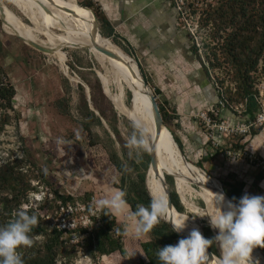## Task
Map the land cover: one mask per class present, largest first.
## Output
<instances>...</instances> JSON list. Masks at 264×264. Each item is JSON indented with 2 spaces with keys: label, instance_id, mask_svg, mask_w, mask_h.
<instances>
[{
  "label": "rangeland",
  "instance_id": "374dc122",
  "mask_svg": "<svg viewBox=\"0 0 264 264\" xmlns=\"http://www.w3.org/2000/svg\"><path fill=\"white\" fill-rule=\"evenodd\" d=\"M84 1L85 0H72L74 9L84 22L88 24V21H90L93 24V15L91 11L81 4ZM177 1L179 2V0ZM27 2L28 1L14 2L13 0H0V5L6 15L7 23H5L7 25L16 23L29 29H35L39 33H55L64 30L59 20L49 14V12L32 2ZM181 2L184 13L178 17L180 24L187 33L189 44L196 48L197 53L195 55H197V58L200 60V64L207 78L211 81L214 88H216L214 83L223 90L228 85L232 88L233 84H230L231 71L229 66L226 63L220 68L212 67L211 65L212 60L209 54L211 50H214L216 47L217 41L213 40L210 34L211 25H203L202 21L204 9L208 6L205 4H209V1L181 0ZM213 2V4H215L216 0H213ZM7 27L4 26L0 18V45L2 46L0 64L5 70L7 78L14 85L16 93L13 101L14 109L13 111H8L11 116L10 122L0 131V163L8 158H26L24 168L28 174L35 176V178L31 177V184L36 185L38 180L40 181L38 192H33L28 195V205L44 199L51 188L59 189L61 192L71 195H75L78 190H89L92 193L90 204L94 207V211H97L98 207H96V202L99 199L110 197L111 194L118 190H126L122 185L120 174L109 164L105 149H103V151L101 150L102 153L100 157H95L83 150L75 141V138L81 133L78 126V120L80 118L76 108L79 103V86L83 87V93L84 96H86L89 108L99 116L98 111L94 109L90 101L88 81H92L93 75L91 71L96 77L98 76L97 78L100 81V65L86 45L80 41H55L51 43L50 48H47L39 41L23 39V37L13 33ZM37 38L40 41H45V36L42 34H38ZM108 39L112 43H114L112 39H115L118 44H114L120 48V53L132 62L136 61L137 64H139L142 76L146 80V83L155 95L157 101L165 104L170 111L171 120L167 124L166 129H169L171 133L173 132L179 139V127H177L175 121L177 117L176 113L170 103H167L162 97L160 94L161 92L159 94L155 93L152 86L153 84L150 83L151 80H149V75L140 62L139 54L136 55L132 47L123 40L122 37L116 35L115 38L109 37ZM24 41L28 44L43 47L47 49L48 52L37 50ZM255 76V88H257L260 98L264 101V62H260ZM123 84V103L131 107L130 83L123 80ZM104 95L113 107L116 115V128L122 140L117 138L101 116V124L93 125L92 131L98 135L101 144H111L114 150H116L119 158L123 163L127 164L128 159L126 156L132 159H136L137 157L127 145V141L133 132L131 121L118 111L109 96L106 94ZM60 98L68 101V114H62L55 108L54 103ZM104 108L106 109V115L111 119L110 109H107V106H104ZM193 119L196 121L195 118ZM197 125L200 127L198 122ZM105 131L108 133L109 138H111L112 143L107 138ZM188 133H194V131L188 128ZM231 143L236 144V140L230 142V145ZM124 145H126V154H124L122 149ZM181 146L186 160L191 162L195 167L201 169L204 173L206 172L209 174V176H207L205 173L219 188L220 192H222V181L226 179L227 175V169L224 166L225 163L220 162L218 158L215 162L206 159V161L201 163L203 166L201 168L198 163L201 161L200 159L204 154L202 152L200 153L198 150L192 152V150L186 147V145H183L182 142ZM208 151L211 154L216 153L215 150L209 149ZM262 161L263 165L254 169L256 173H264L263 158ZM170 168L172 167L169 164L164 163L158 169V173L156 172L155 180L161 195L164 194L161 176L163 173L165 174L168 171L171 172ZM132 175H135L134 171ZM169 176L173 179V187L184 208L183 212L187 216L189 215L191 220L192 217L198 219V221L194 223L199 226H201V224H208V221L202 218L199 219L198 215H196L197 213L187 208L185 200L195 205L197 208H206V204L197 196L185 194L183 197L180 194L181 189L176 180L172 175ZM147 180L148 178L146 175V185ZM45 181L49 182L51 185H47ZM189 184L193 192L207 193V189L203 185L200 190L196 182L191 180ZM148 192H150L149 189ZM246 193L249 195H264V182L263 189L255 186L252 188L246 187L244 194ZM150 195L152 197L158 196L157 194L151 193ZM24 207H27V205H24ZM171 210H168V213H171ZM111 211L119 217L120 221L127 219L128 226L134 231L135 221L131 216L132 211L129 206L126 207L122 213L115 210ZM54 215L55 216L52 218L53 223L60 228L66 227L73 229L79 225L85 226L90 223L83 206L78 202L73 206L68 203L66 206H60L59 209L55 208ZM51 216L52 214L49 211L48 217ZM183 232L189 234L186 227ZM145 237H147V235L137 238L143 239ZM70 239L71 242H77V234H71ZM255 248L257 250H252V264H258V261L260 264H264V247L256 246ZM214 257L219 256L214 255ZM126 261L127 264H137L136 259L130 256L126 257ZM58 264H63V262H59ZM64 264L121 263L114 260L111 256H102L94 261L81 248H76L74 258H72L70 262H65Z\"/></svg>",
  "mask_w": 264,
  "mask_h": 264
},
{
  "label": "trees",
  "instance_id": "16d2710c",
  "mask_svg": "<svg viewBox=\"0 0 264 264\" xmlns=\"http://www.w3.org/2000/svg\"><path fill=\"white\" fill-rule=\"evenodd\" d=\"M81 4L94 11L102 36L116 37L110 22L91 0H85ZM203 13V25H211L210 34L213 40L217 41L216 47L209 54L212 60L211 65L220 68L226 63L231 71L230 84H233L232 88L229 85L224 90L220 87L215 88L217 96L223 100L227 109H230L234 104L243 103L245 114L252 118L259 108L255 73L258 71L260 62H264V0H217L214 5H208ZM112 40L118 44L115 39ZM193 52L197 53L194 47ZM1 55L2 46L0 45ZM91 74L93 75L92 81H88L90 101L99 116L89 108L83 87L79 86V103L76 108L80 118L78 126L81 133L75 138V141L83 150L95 157H100L105 149L109 164L120 174L122 185L127 192L128 206L133 212L138 205L148 206L151 200L144 186L148 156L147 153H144L142 157H136L137 160L126 156L128 171H124L122 167L124 163L112 145L100 143L98 135L92 131L93 125L101 124L100 116L117 138L119 140L122 138L116 128V115L113 107L103 94L99 79L92 71ZM154 90L155 93H160L158 90ZM15 93L14 85L7 78L5 70L0 64V131L10 122L11 116L8 111L14 109ZM67 103L66 99L60 98L54 103V106L62 114H68ZM157 103L163 122L167 126L171 120L170 111L165 104L159 101ZM104 106L110 109L111 119L106 115ZM105 133L112 143L108 133L106 131ZM172 135L181 148L179 139L173 132ZM231 144L233 147H237L236 144ZM122 149L126 154V145ZM206 159H210V157L200 159L198 165L201 168L203 167L201 163ZM25 162V157H15L0 163V225L15 218L17 211L24 208L29 209L30 214L35 213L40 220L38 227L34 228L31 233L35 241L34 245L18 249L24 264H58L59 262L64 264L74 258L76 248H81L94 261L102 256H111L117 262L127 264L126 257L130 256L136 259L137 264H160L155 255L159 247L175 244L179 238H182L172 230L167 222L161 219L160 223L147 234V237L138 239L131 227L128 226L127 219L120 221L119 217L111 210L100 209L97 203L98 210L94 211V207L90 204L92 193L89 190H78L75 195H71L51 188L44 199L28 205V195L38 192L40 181L38 180L36 185L31 184V177L35 178V176L27 173L24 168ZM133 171L134 176L132 175ZM262 175H258L257 180L261 179ZM165 178L175 209L183 213L184 208L174 190L172 177L165 175ZM45 182L47 185H51L49 182ZM222 182L224 192L237 203L243 196L244 182H230L229 180ZM76 202L83 206L88 215L90 221L88 225H79L69 229L60 228L53 223L55 208L59 209L60 206H66L68 203L73 206ZM49 211L52 214L51 217H48ZM188 219H190L189 215ZM198 228L201 232V226L198 225ZM202 232L205 238L214 237L209 226H204ZM71 234H77V242H71ZM210 250L215 256L217 255L215 244L210 247Z\"/></svg>",
  "mask_w": 264,
  "mask_h": 264
},
{
  "label": "crops",
  "instance_id": "0c3cea01",
  "mask_svg": "<svg viewBox=\"0 0 264 264\" xmlns=\"http://www.w3.org/2000/svg\"><path fill=\"white\" fill-rule=\"evenodd\" d=\"M91 1L103 12L114 33L122 37L136 55L139 54L153 88L161 92L174 109L180 142L192 152H202V157L211 155V161L215 162L218 158L224 162L227 169L225 180L244 182L243 194L246 187L263 189L264 173H256V167L228 157L223 150L241 147L264 159V127L249 135L224 137L223 150L218 148L215 154L208 151L206 135L193 119V114L218 109L219 115L230 123L237 122L238 117L227 108L217 107V91L189 44L172 0ZM188 128L194 133H188ZM233 140H236L237 147L230 145ZM260 174L263 177L257 180Z\"/></svg>",
  "mask_w": 264,
  "mask_h": 264
},
{
  "label": "clouds",
  "instance_id": "9594fccd",
  "mask_svg": "<svg viewBox=\"0 0 264 264\" xmlns=\"http://www.w3.org/2000/svg\"><path fill=\"white\" fill-rule=\"evenodd\" d=\"M130 120L133 132L127 145L137 157H142V154L152 151L151 133L141 119L131 117ZM122 167L124 171H128L126 163ZM126 196V190L121 189L96 203L100 209L122 213L128 207ZM216 200L218 205H222L223 194H216ZM168 209L166 194L153 196L148 206L138 205L131 213L135 221V235H147L161 219L167 220ZM219 209L214 217L208 215L210 227L217 230L214 237L205 238L198 228H193L186 237L179 238L175 244L159 247L155 255L160 264H208V249L213 244L220 251L215 264H252L253 248L264 247V195L246 193L237 203L229 201L226 210L221 207ZM187 220L188 216L178 217L172 223V230L182 232ZM39 223L38 216L35 213L30 214V210L24 208L17 211L15 218L0 225V264H24L18 249L34 245L31 233Z\"/></svg>",
  "mask_w": 264,
  "mask_h": 264
},
{
  "label": "bare ground",
  "instance_id": "6f19581e",
  "mask_svg": "<svg viewBox=\"0 0 264 264\" xmlns=\"http://www.w3.org/2000/svg\"><path fill=\"white\" fill-rule=\"evenodd\" d=\"M13 1H28L36 4L40 8L49 12V14L54 16L56 19H58L64 27V30L55 33H39L35 29H29L16 23L7 25L5 12L0 5V18L2 19L4 26H8V29H10L13 33L23 37V39L29 41H39L47 48H50L51 43L55 41H80L84 43L100 65V81L104 93L111 98L113 105L118 109V111L125 115L129 120L131 117H136L137 119H141L143 121V123L148 127L151 133L150 141L152 143L154 140V123L152 109L150 106V98L148 95V90L143 87L142 76L139 73L135 61L133 60L134 62H132L130 59L122 55L120 53V48L112 43L108 38L103 36H97V39L96 37L94 38L93 24L90 21H88L87 24L79 17L78 13L74 9L72 0ZM38 34L44 35L45 41L38 40ZM94 40H97L100 45L113 52L116 57L107 56L100 50H98L94 46ZM123 80L130 83L132 104L131 107H128L123 103ZM154 148L158 162V169L164 163H167L172 167L170 168L171 172L168 171L167 173L172 175L176 180L178 186L181 189L180 194L183 197L185 196V194H188L189 196H197L206 204V208H197L195 205L190 204L184 198L187 208L192 209L198 215H204L203 217H198L199 219L202 218L208 221V224L210 226L209 216L214 217L219 212V207H221L222 210H226L227 203L229 201L223 195L224 203L222 205L217 204L216 194L223 193L220 192L219 188L210 178L206 176V174L201 169L195 167L191 162L182 157L170 135L169 130H167L166 127L162 129L157 142L154 144ZM155 175L156 172L152 171L151 169L147 171V187L151 194H157L158 196H160L161 194L157 188ZM162 176H165V174L163 173ZM191 180L196 182L197 187H199L200 190L203 185L207 189V193L193 192L191 190V185L189 184ZM168 210L171 209L169 208ZM181 216L187 215L184 212L180 213L173 208L171 210V213H168V219H172V222H174L178 217ZM195 221H198V219L194 217H192V220L188 219L186 221V228L189 232L192 230L191 228H198V225L194 223ZM211 230L215 236L217 234V230L213 228H211ZM253 249L257 250L255 247ZM218 256H220V251ZM217 258L218 257H213L209 264H215ZM258 264H260L259 261Z\"/></svg>",
  "mask_w": 264,
  "mask_h": 264
},
{
  "label": "built area",
  "instance_id": "2783aa9c",
  "mask_svg": "<svg viewBox=\"0 0 264 264\" xmlns=\"http://www.w3.org/2000/svg\"><path fill=\"white\" fill-rule=\"evenodd\" d=\"M209 4L214 5L213 0H207ZM217 2V0H216ZM215 2V3H216ZM181 0H173L174 7L179 15H183ZM216 88H219L215 84ZM259 108L252 118H249L245 114V105L243 103L234 104L229 110L238 117L237 122L230 123L225 118L219 115L218 109L202 110L193 115L196 121L199 123L201 129L204 131L208 141V148L210 150L222 149V143L224 137L227 136H245L249 135L252 130L260 129L264 127V101L258 95L257 98ZM217 107L226 108L223 100L218 98ZM223 154L236 160H243L254 167L263 165V161L260 157L245 148H226L223 150Z\"/></svg>",
  "mask_w": 264,
  "mask_h": 264
},
{
  "label": "water",
  "instance_id": "95a60500",
  "mask_svg": "<svg viewBox=\"0 0 264 264\" xmlns=\"http://www.w3.org/2000/svg\"><path fill=\"white\" fill-rule=\"evenodd\" d=\"M83 7H85V8H88V7H86V6H83ZM90 11H91V13H92V15H93V35H94V38L96 37V39H97V36H102L101 35V33H100V30H99V24H98V20H97V17H96V15H95V13H94V11L91 9V8H88ZM20 38V37H19ZM21 39V38H20ZM95 42H94V46L98 49V50H100L102 53H104L105 55H107V56H110V57H116V55L113 53V52H111L110 50H108L107 48H105L104 46H102V45H100L99 43H98V41L97 40H94ZM25 42V41H24ZM26 43V42H25ZM26 44H28V43H26ZM28 45H30V46H32L33 48H35V49H37V50H40V51H42V52H48V50L47 49H45V48H43V47H38L37 45H34V44H28ZM135 63H136V66H137V68H138V70H139V73L141 74V76H142V72H141V69H140V66H139V64H137V62L135 61ZM98 77V76H97ZM101 82V81H100ZM142 84H143V87L145 88V89H147L148 90V94H149V98H150V106H151V109H152V114H153V123H154V140H153V142L151 143V145H152V151L150 152V153H147V156H148V166H147V169H146V172H145V177H144V185H145V189H146V191H147V193H148V195L150 196V198H152V196L150 195V192H148V189H147V185H146V175H147V171L148 170H152V171H154V172H157L158 173V162H157V157H156V152H155V148H154V144L157 142V140H158V138H159V136H160V134H161V131H162V129L164 128V127H166V125L164 124V122H163V119H162V116H161V113H160V110H159V107H158V103H157V101H156V97H155V95L153 94V92L150 90V88H149V86H148V84L146 83V80L144 79V77L142 76ZM103 89V88H102ZM103 92H104V90H103ZM105 94V93H104ZM169 130V129H168ZM170 132V131H169ZM170 135H171V137H172V139H173V141H174V143L176 144V146H177V148H178V150H179V152H180V154L182 155V157L184 158V159H186L185 158V156H184V152H183V150L178 146V144H177V142L175 141V139H174V137H173V135H172V133L170 132ZM206 173V172H205ZM207 174V173H206ZM165 175H168V174H165ZM170 175V174H169ZM207 176H209V174H207ZM161 182H162V189H163V192H164V194H166L167 195V197H168V201H169V208L170 209H175V207H174V205H173V203H172V200H171V196H170V189H169V187H168V184H167V182H166V178H165V176H161ZM222 193H223V195L226 197V199L228 200V201H231L232 203H236L234 200H232L225 192H224V190L222 189ZM162 220H164L165 222H167L170 226H171V228H172V219H170V220H165V219H162ZM204 226H209V224H201V233L203 234V232H202V228L204 227ZM210 227V226H209ZM177 233V232H176ZM213 233V232H212ZM178 235H180V236H182V237H186L188 234L187 233H184V232H179V233H177ZM214 235V234H213ZM216 249H217V255L219 254V251H218V248H217V246H216ZM208 252H209V261H208V264H209V262L212 260V258L214 257V253L210 250V248L208 249Z\"/></svg>",
  "mask_w": 264,
  "mask_h": 264
}]
</instances>
